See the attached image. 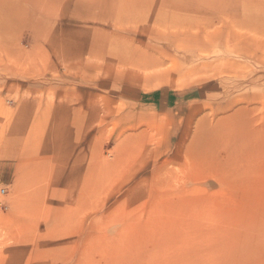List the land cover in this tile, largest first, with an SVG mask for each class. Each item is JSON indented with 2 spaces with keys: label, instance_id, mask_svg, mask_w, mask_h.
<instances>
[{
  "label": "rangeland",
  "instance_id": "1",
  "mask_svg": "<svg viewBox=\"0 0 264 264\" xmlns=\"http://www.w3.org/2000/svg\"><path fill=\"white\" fill-rule=\"evenodd\" d=\"M176 1L126 26L137 70L68 55L110 13L0 0V264H264V0Z\"/></svg>",
  "mask_w": 264,
  "mask_h": 264
},
{
  "label": "bare ground",
  "instance_id": "2",
  "mask_svg": "<svg viewBox=\"0 0 264 264\" xmlns=\"http://www.w3.org/2000/svg\"><path fill=\"white\" fill-rule=\"evenodd\" d=\"M67 1L68 0H66V1L56 0V2L54 4H52V7L59 6L60 8H62L63 11H66L68 13V11L70 9V4H68ZM76 1H77V4L79 2V4L87 7L86 8L87 11L84 12V14H83L85 16H83L82 18L88 19V17H89V19H93V20H95V18L100 19L103 16H105L104 12H107V13H110L111 17L115 18L116 24L114 26H116L117 29H113L114 32H112V33L111 32L109 33L106 29H102V30L99 29V30L91 31L92 29L90 30L89 27H87V26L82 27V25H80L78 28L71 27L69 29H66V32L63 36V39H65L64 42H67L69 45H71L72 43H76V44L80 45V47H78V48H73V47L69 46V48H67L68 55H70L73 58L79 56V54L85 55L87 53L89 55L95 56V57L105 55V56L109 57V59L112 62L116 61V62H120V63L125 61L124 59H127L129 61V65L137 68V70L138 69L139 70H145L148 68H153V66H155V65L161 66L163 64V62L161 60L156 59L153 56V54L151 55L150 52H148V53L145 52V54H142L141 52L138 53L134 50L133 51L128 50L130 45L128 44L127 41L121 40L122 39L121 35H124V34L126 35V33L128 31V30H126L127 25L137 24L136 26H138V25L143 24L144 25L143 29H145L146 28L145 23H148V21H151V23L155 24L156 22H160L162 19H164L166 17H170L169 15H171L173 17L174 16L173 14L176 15L178 12L181 11V10H179V5H178L176 0H160V2H156L155 0H154L155 2L153 0H75V2ZM229 1L230 0H209V1L207 0V1L202 3V1L190 0L186 4H183L184 5L183 9H187V8L191 7L194 9H206V10L223 9V10H225L227 8V6L229 5V3H228ZM173 5H175L174 8H171V6H173ZM85 7H83V8H85ZM91 7L93 9H91ZM167 8H168V11L171 12V14H168ZM75 15L76 14H74V16ZM78 15H80V14H78ZM71 16H73V15H71ZM74 16H73V18H74ZM110 20H111V18H110ZM108 26H110V25H108ZM122 26H125L126 28L124 27V28L120 29V31H119L118 30L119 27H122ZM40 29L43 30L42 28H40ZM149 31H150V36H155V32H154L153 28L149 29ZM77 32H80V33L77 35ZM95 33H97L100 36V40H99V36H97ZM133 39H134V37H133ZM108 40H110V41H109V46L107 49L106 41H108ZM213 40H214V38H208L207 40L206 39L198 40L195 43L192 42V46H204L205 41L211 42ZM131 41L133 44V40H131ZM139 48H141V46H139ZM80 49H81V51H80ZM109 49H113V50L118 51V54L116 52H115L116 54L107 53L108 52L107 50H109ZM141 49H143V48H141ZM102 51H103V53H102ZM119 52H120V54H119ZM79 57H81V56H79ZM123 57H124V59H123ZM78 59H80V58H78ZM171 61H172V65L168 67L167 71L164 70L163 72H161V76H163L166 73L169 74L171 71L176 70L177 65H178V63L176 62L177 59H172ZM135 76H134L135 80L140 78V77H138V75H135ZM35 148L38 149L37 147H35ZM23 153H25V152H23ZM24 158H25V161H30L29 163L32 164L33 159H35V155H33V154L26 155ZM241 199L243 200V198H241ZM254 201L255 202L259 201V203L263 202L262 206H264L263 199L257 198ZM57 255H59V254H57ZM57 255H54V257L50 258L49 262H47L45 264H57ZM188 255H190V254L188 253ZM47 258H48V256H47ZM187 258H189L191 260L190 262L193 261V264H200L202 262L201 259L197 260L196 258H194V259H191L190 257H187ZM81 262H83V261L80 258V260L77 263L82 264ZM83 264H84V262H83Z\"/></svg>",
  "mask_w": 264,
  "mask_h": 264
},
{
  "label": "built area",
  "instance_id": "3",
  "mask_svg": "<svg viewBox=\"0 0 264 264\" xmlns=\"http://www.w3.org/2000/svg\"><path fill=\"white\" fill-rule=\"evenodd\" d=\"M0 193H5V189H0Z\"/></svg>",
  "mask_w": 264,
  "mask_h": 264
}]
</instances>
